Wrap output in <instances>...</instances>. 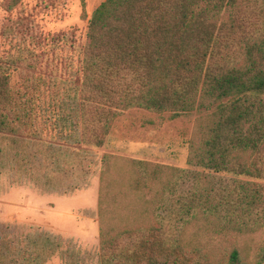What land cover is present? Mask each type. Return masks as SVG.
Masks as SVG:
<instances>
[{"label":"trees","instance_id":"obj_1","mask_svg":"<svg viewBox=\"0 0 264 264\" xmlns=\"http://www.w3.org/2000/svg\"><path fill=\"white\" fill-rule=\"evenodd\" d=\"M22 2L1 7L11 12ZM10 69L0 60L2 146L20 134L7 115ZM70 99L61 109L73 111L61 120L80 126L77 143L92 148H102L131 109L172 118L208 112L197 122L188 168L127 160L122 172L114 157H103L98 264H223L189 235L228 238L264 227V0H105L89 18ZM70 166L59 171L68 177ZM32 169L41 180L40 168ZM125 192L140 201L123 205ZM8 230L0 226V264H48L62 247L47 232ZM225 264L250 263L234 249Z\"/></svg>","mask_w":264,"mask_h":264},{"label":"rangeland","instance_id":"obj_2","mask_svg":"<svg viewBox=\"0 0 264 264\" xmlns=\"http://www.w3.org/2000/svg\"><path fill=\"white\" fill-rule=\"evenodd\" d=\"M104 1L23 0L7 12L0 0V60L11 68L14 95L7 115L20 128V134H8L4 146L0 142L4 148L0 154V226H7L15 235L47 232L59 238L62 247L48 264H98L104 156L114 157V168L122 172L128 168L127 160L188 168L197 122L208 113L196 110L172 118L167 113L131 109L116 119L102 148L77 143L80 126L75 129L61 120L73 111L61 109V105L72 101L80 84L88 21ZM26 114L33 122L26 120ZM60 148H69L74 164L68 177L59 171L67 170V152L60 154ZM19 168H31V172ZM32 168H40L41 180L37 174L31 176ZM75 187L78 189L72 190ZM124 195L123 205L140 201L135 194ZM192 234L189 239L198 237L197 245H207L223 264L234 249L250 264H258L264 257V227L228 238Z\"/></svg>","mask_w":264,"mask_h":264},{"label":"crops","instance_id":"obj_3","mask_svg":"<svg viewBox=\"0 0 264 264\" xmlns=\"http://www.w3.org/2000/svg\"><path fill=\"white\" fill-rule=\"evenodd\" d=\"M67 162H68V163L65 164V168H72L73 166H72V167L70 166V161L68 160Z\"/></svg>","mask_w":264,"mask_h":264}]
</instances>
